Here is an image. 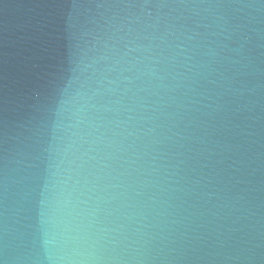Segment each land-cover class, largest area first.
<instances>
[{
	"label": "water",
	"instance_id": "95a60500",
	"mask_svg": "<svg viewBox=\"0 0 264 264\" xmlns=\"http://www.w3.org/2000/svg\"><path fill=\"white\" fill-rule=\"evenodd\" d=\"M0 264H264V0H0Z\"/></svg>",
	"mask_w": 264,
	"mask_h": 264
}]
</instances>
